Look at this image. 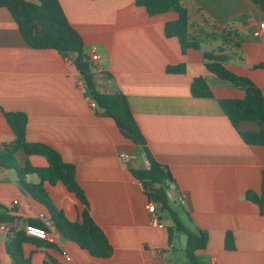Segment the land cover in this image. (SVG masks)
<instances>
[{
  "label": "crops",
  "instance_id": "0c3cea01",
  "mask_svg": "<svg viewBox=\"0 0 264 264\" xmlns=\"http://www.w3.org/2000/svg\"><path fill=\"white\" fill-rule=\"evenodd\" d=\"M59 2L83 38L97 90L127 97L148 148L169 168L178 195L172 210L186 227L208 233L207 248L196 253L198 263L264 264V211L246 198L248 191L264 188V147L247 144L241 135L260 127L232 124L220 100L243 99L245 92L210 73L204 58L211 53L208 47H216L214 53L228 57L227 67L264 95V32L255 35L264 22L261 9L251 0H181L189 11L190 36L201 46L184 52L178 38L165 34L166 23L178 19L176 12L151 16L136 0ZM180 65L183 72L169 70ZM196 77L206 79L214 97L192 95ZM92 102L73 61L56 50L31 48L11 12L0 8V150L17 147L4 113L25 114L27 141L52 147L75 167L90 214L114 248L112 257L97 258L62 237L48 209L19 183L16 170L0 166V206L15 218L13 224H0V264H13L6 249L8 229L25 230L31 221L46 227L44 238L23 246L32 264L186 263V237H180L178 248L177 235L170 243V213L166 220V212L157 209L161 221L152 224V201L132 173V159L148 167L144 151ZM121 154L130 162H123ZM17 161L21 167L48 166L45 157L21 151ZM27 181L39 179L29 175ZM45 186L69 220L81 219L84 206L63 183ZM228 233L234 250L226 248Z\"/></svg>",
  "mask_w": 264,
  "mask_h": 264
},
{
  "label": "trees",
  "instance_id": "16d2710c",
  "mask_svg": "<svg viewBox=\"0 0 264 264\" xmlns=\"http://www.w3.org/2000/svg\"><path fill=\"white\" fill-rule=\"evenodd\" d=\"M251 1L264 13V0ZM136 4L144 7L151 16L176 12L178 19L165 25L166 36L178 38L184 52L189 49H201L200 44L190 36L189 11L181 0H136ZM0 8H7L11 12L23 38L31 48L56 50L71 59L90 89L98 108L115 120L118 128L128 140L142 148L149 165L145 169H132V173L142 183L156 208L160 212L170 213L173 219V225L168 229L170 243L178 234L186 236L184 249L186 263L184 264H199L196 253L207 248L208 233L201 229L186 227L172 210V200L168 196L169 187L166 186V181L170 180L174 184L176 182L169 168L160 164L148 148L146 138L134 117L127 97L120 91L114 94H103L97 90L93 77L94 67L85 52L83 38L68 21L59 0H0ZM204 58L206 68L210 73L245 92L243 99H223L220 100V104L236 128L242 122L257 123L260 127L259 132L242 133L241 135L247 144L264 147V95L262 91L250 79L234 74L226 65L227 56L211 52L205 53ZM169 70L183 72L184 67L180 65ZM191 92L194 97H214L210 85L203 77H196L193 80ZM4 115L16 136L17 147L0 150V166L16 170L19 183L35 200L48 209L50 222L62 237L77 243L94 257L103 259L112 257L114 248L104 230L90 214L89 203L76 178L75 167L65 162L61 154L52 147L27 141L28 118L25 114L5 112ZM17 151L28 156H43L48 161V166L35 168L27 163L21 167L18 165ZM29 175H37L39 182L29 183L27 181ZM58 182L63 183L84 206L80 220H69L52 201L45 184L55 185ZM177 196L176 188L175 200ZM246 198L264 211V188L260 193L248 191ZM14 222L15 218L0 206V224L8 226ZM30 225L46 231L42 223L31 221ZM8 230L10 235L6 242V249L13 264H32L31 260L24 256L23 246L32 238L37 237L27 235L25 230L16 231L14 227ZM226 248L235 249L232 233L226 236Z\"/></svg>",
  "mask_w": 264,
  "mask_h": 264
},
{
  "label": "built area",
  "instance_id": "2783aa9c",
  "mask_svg": "<svg viewBox=\"0 0 264 264\" xmlns=\"http://www.w3.org/2000/svg\"><path fill=\"white\" fill-rule=\"evenodd\" d=\"M260 29L259 31H257L255 33V35H259L260 32H264V22H261L260 25H259ZM71 60V59H69ZM99 60V57H98V54L96 53V51L93 52L92 54V61L95 62V61H98ZM91 106L93 108H97V103L96 102H92L91 103ZM120 159L123 161V162H130V156L127 155V154H121L120 155ZM183 202V201H182ZM148 211L151 215V218H152V224L154 225H158L161 221V218L159 216V212L157 211V208L155 206V204L153 203H150V205L148 206ZM3 228H6L5 226H3ZM25 232L27 235L31 236V237H37V238H44L46 236V231L40 229L39 227H36V226H33V225H28L25 229ZM67 259L69 260L70 258L67 257Z\"/></svg>",
  "mask_w": 264,
  "mask_h": 264
},
{
  "label": "water",
  "instance_id": "95a60500",
  "mask_svg": "<svg viewBox=\"0 0 264 264\" xmlns=\"http://www.w3.org/2000/svg\"><path fill=\"white\" fill-rule=\"evenodd\" d=\"M74 58H75V56H74ZM140 163H142V161L137 160V159H132V161H131V165H132L133 169H145L146 166L144 164L139 165ZM166 186H168L170 189L168 192L169 198L176 203L175 198H174L175 197V188H176L175 185L170 180H167ZM163 218L167 220L170 217H169L168 213H166L165 215H163Z\"/></svg>",
  "mask_w": 264,
  "mask_h": 264
},
{
  "label": "rangeland",
  "instance_id": "374dc122",
  "mask_svg": "<svg viewBox=\"0 0 264 264\" xmlns=\"http://www.w3.org/2000/svg\"><path fill=\"white\" fill-rule=\"evenodd\" d=\"M213 48H214V50L216 49V47H208V50H209L210 52H213ZM175 210L178 211V213H179L181 219L184 221V223H185L187 226H189V225L187 224V221H186L185 213L183 212L184 209H183L180 205H177V206H175ZM180 237L185 238L186 236H185L184 234H178V235H177V238H176V240H175V245H176L177 248L180 246V242H179Z\"/></svg>",
  "mask_w": 264,
  "mask_h": 264
}]
</instances>
